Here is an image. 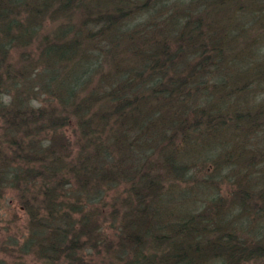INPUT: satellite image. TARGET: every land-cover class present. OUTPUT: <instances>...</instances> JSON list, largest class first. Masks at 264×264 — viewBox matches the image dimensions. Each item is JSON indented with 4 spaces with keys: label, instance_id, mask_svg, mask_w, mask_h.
I'll return each mask as SVG.
<instances>
[{
    "label": "trees",
    "instance_id": "obj_1",
    "mask_svg": "<svg viewBox=\"0 0 264 264\" xmlns=\"http://www.w3.org/2000/svg\"><path fill=\"white\" fill-rule=\"evenodd\" d=\"M0 126L16 264H264V0H0Z\"/></svg>",
    "mask_w": 264,
    "mask_h": 264
},
{
    "label": "rangeland",
    "instance_id": "obj_2",
    "mask_svg": "<svg viewBox=\"0 0 264 264\" xmlns=\"http://www.w3.org/2000/svg\"><path fill=\"white\" fill-rule=\"evenodd\" d=\"M181 1L182 0H178V2H181ZM250 4H252V3H250ZM78 17L75 19H78ZM81 20L82 19H80V21ZM60 23H63V20L60 18V16L57 17L56 19L55 18L53 19L50 17L49 19L43 20V23L41 24L42 26L38 30V34L45 36V38L47 40V41L45 40V44L50 43V39L47 35L52 36L53 31L57 28V26H59ZM34 38H35V36L31 38V40H30L31 44L30 45L28 44L25 48L14 47L11 49V53H10L11 60H13V61L18 60L19 62L24 61L21 63L17 62V64L14 65L17 70H20L22 68L23 64H28V63L36 64L37 60L42 62V65H43V58H42V54L44 52L43 46H37L36 44H34L32 42L34 40ZM30 49L32 50V52H31L32 59H30L27 62V61H25L26 57L23 59L21 55L29 52ZM6 81H9V79L6 78ZM18 94H20V97L24 96V93L22 91H18ZM35 95H37L38 98H35L36 97ZM40 98H42V93L40 92L39 89L37 90L36 94H35V91H32L31 100L33 103L36 104ZM6 128L8 129V127H6ZM4 129L5 128L0 126V133H2L4 131ZM3 139L4 138L0 139V146L2 145V146L6 147L8 142L4 141ZM2 150L3 149L0 148V151H2ZM159 152H163V149L161 148V150ZM156 156L157 155H155L154 158H156ZM209 172H211V171H209ZM180 186H181V188H180L181 190H183L185 188L191 189L193 186V183L191 184V182L190 183L186 182L185 184L183 183ZM215 186L218 187L219 191L222 190L223 194H225V196H229V194L231 192V188H232L229 183L223 182L219 179L216 181ZM125 188H126L125 185H120L118 188L110 191L112 193V195L115 197H116V195L122 193L123 199L119 198L118 201H115L114 199L110 198L108 200L109 208H111L112 205L115 204L117 207H121L122 210H125V208L123 207V203H122L124 201V199H126L125 197L127 196V193L124 191ZM193 193H194L193 197L191 199H189L187 204L189 203L188 204L189 206L195 207L196 205H200V203L198 204V202H197V195L198 194L194 191H193ZM226 198H230V196L226 197ZM193 201H196V203L193 204L192 203ZM118 205H120V206H118ZM176 206L177 207L179 206L178 202L174 203V208ZM19 207H20V204L16 200L15 191L13 189H8V192L5 196V199L2 201V206L0 208V212L3 213V218L0 219V264H16V258L15 257H17L18 255L15 254V249L17 248L18 243L15 242L16 241L15 239H17L18 241H20L22 239V234L24 233L25 226H26V214L24 211L20 210ZM26 255L28 256L29 254H26ZM22 257H23V255H22ZM24 257H26V256H24ZM28 257L30 258V256H28ZM2 260L5 262H2ZM20 261H23L24 264H33L29 260L20 259ZM249 264H254V263L250 262Z\"/></svg>",
    "mask_w": 264,
    "mask_h": 264
},
{
    "label": "bare ground",
    "instance_id": "obj_3",
    "mask_svg": "<svg viewBox=\"0 0 264 264\" xmlns=\"http://www.w3.org/2000/svg\"><path fill=\"white\" fill-rule=\"evenodd\" d=\"M218 154V153H217ZM217 154H216V156H217ZM199 157H201V158H203V159H205L206 161H207V157L206 156H204V155H202V156H199ZM197 158V156H195V158H192V159H190V161H192L193 162V160H195Z\"/></svg>",
    "mask_w": 264,
    "mask_h": 264
}]
</instances>
